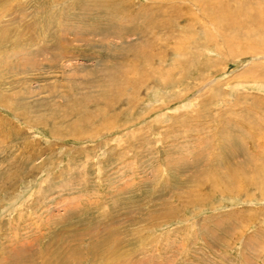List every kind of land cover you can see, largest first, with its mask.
Here are the masks:
<instances>
[{
    "label": "rangeland",
    "instance_id": "rangeland-1",
    "mask_svg": "<svg viewBox=\"0 0 264 264\" xmlns=\"http://www.w3.org/2000/svg\"><path fill=\"white\" fill-rule=\"evenodd\" d=\"M263 20L0 0V264H264Z\"/></svg>",
    "mask_w": 264,
    "mask_h": 264
},
{
    "label": "bare ground",
    "instance_id": "bare-ground-1",
    "mask_svg": "<svg viewBox=\"0 0 264 264\" xmlns=\"http://www.w3.org/2000/svg\"><path fill=\"white\" fill-rule=\"evenodd\" d=\"M235 12H233L232 10H230L229 8H224V11H223V14H227V15H233ZM264 21V20H263ZM264 23V22H263ZM261 26H262V24H261ZM3 39V38H2ZM2 41V40H1ZM17 47V46H16ZM62 51V50H61ZM232 171V170H231ZM238 169H235L234 170V172L233 173H235L234 175H235V177L237 176V174H238ZM231 175V174H230ZM223 189H226L225 187H223V188H221V190H223ZM111 240H113V239H111ZM110 240V238H103L101 241H97V243H96V245L95 246H93V250H94V255H96L97 253L99 254V252H97V251H101L102 249H103V251L105 252V254H103V252H102V258L100 257V254H99V257L101 258V259H99L98 261H100V263L101 262H103V263H101V264H105V263H110V262H113V261H115V259L117 258V256H119L118 254V252L116 251V248L114 247V246H112V241ZM114 250L116 251V252H114ZM42 251V250H41ZM91 253V252H90ZM49 254V253H48ZM121 255V254H120ZM59 257V256H58ZM79 257V256H78ZM77 257V258H78ZM64 260V259H63ZM79 260V259H78ZM118 261H119V259H118ZM61 262V261H60Z\"/></svg>",
    "mask_w": 264,
    "mask_h": 264
}]
</instances>
